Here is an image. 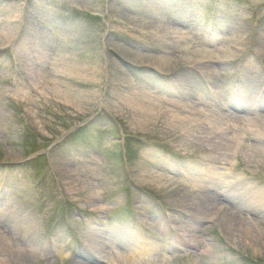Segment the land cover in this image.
<instances>
[{
  "label": "rangeland",
  "instance_id": "rangeland-1",
  "mask_svg": "<svg viewBox=\"0 0 264 264\" xmlns=\"http://www.w3.org/2000/svg\"><path fill=\"white\" fill-rule=\"evenodd\" d=\"M173 29L245 42L205 70ZM260 37L264 0H0V226L14 253L0 260L108 264L88 241L126 259L141 237L156 249L142 264H264ZM130 96L171 102L145 124ZM248 96L259 132L231 118L230 140L209 134ZM190 164L234 186L191 177Z\"/></svg>",
  "mask_w": 264,
  "mask_h": 264
},
{
  "label": "bare ground",
  "instance_id": "bare-ground-1",
  "mask_svg": "<svg viewBox=\"0 0 264 264\" xmlns=\"http://www.w3.org/2000/svg\"><path fill=\"white\" fill-rule=\"evenodd\" d=\"M173 34H174L173 41L176 43V45H178L179 48L181 47L183 49L189 50L188 52H190L189 54H191V56L197 57V60L194 62L200 63V65H202V69H205V70L206 69L211 70V67H210L211 65L208 66V63H212L214 60L218 59V60L224 61V60H230L236 57L239 51L242 50L238 46L243 45V44L239 45L238 43L240 41L241 43L245 42V38L243 37V35L239 39L231 42V44L229 43L225 45L223 44L224 42L219 41V40L214 41V42H211L212 40L211 41L208 40L209 43L207 44L205 42H198V43L195 42L194 43L193 41H190L186 37V35H184V33L177 31L175 29H173ZM165 37L166 36H162V38H165ZM214 39L216 40V38ZM258 40H259L258 44H260L261 46H264L263 39L260 37ZM167 61L168 60H166L164 57L162 58L158 57V58H155L154 62L157 63L158 66H164ZM209 73H211V71H208V74ZM236 99H237V102H240L239 100L240 97ZM245 99L246 100L244 101L241 100V103H238V105H235V111L233 112L226 111L224 113H221L219 115V118L215 117L214 120L210 122L211 127H209L208 129L209 134L219 135V138H221L222 142L226 141V139H228V136H229L226 134V132L228 131L235 132L236 125L234 124L235 123L234 121H237V119L239 120L240 118H243V119L248 118L247 116L249 115V111H250L248 106L252 103V101L251 99H249V96L246 97ZM127 100H128L127 105L132 107L131 109L133 113L136 114L137 118H140V120L145 124L150 122V118L153 115H155V112H156V115H158L159 111H157L158 110L157 108H161V104L164 105L163 102H171L169 100H159L157 98L155 99L152 96H148V97L130 96ZM186 104L188 105L187 107H185L187 110L192 109L193 103H191L192 105H189V103H186ZM173 117H174L173 122L175 123L178 122V124L180 123L182 125V123L179 121L181 119H179L177 115H173ZM228 118H230V120ZM231 118H233L234 121H231ZM189 120H192L191 124L194 122L196 123L198 121L195 119V117L194 118L189 117L187 119H184V122L186 121V123H188ZM252 120L253 119H247V121L250 124V127L256 128L257 129L256 132L257 131L259 132L260 126L258 125L257 121H252ZM230 121L231 123H229ZM225 123H227L226 124L227 129L223 130ZM153 153L154 151L150 152V154H153ZM191 166L192 167L187 165L185 166V169H184L186 173L191 177H197L196 179H201V178H205L206 176H208V173H210L213 175V177L211 176L212 179L214 177H217L214 179H219V181L222 183V187L224 183L227 181L231 183L229 187L232 188L234 186V183H233L234 177L230 176L229 172L225 174H221V173L216 172L213 167L208 169V167H204L200 164L197 166L196 165H191ZM207 204L211 206L215 204V202L214 200L212 201L211 199H209V203ZM9 233H10V230L7 225L0 226V255L1 256H11V254H14L10 250V245L12 244H10L11 236ZM144 240H145L144 238H141V237L138 238L136 240L137 245L134 248H130L128 250L130 252V255L125 259L124 256L121 255V252L119 250H115V249L108 250V248H106L105 246L106 243L100 242V240L97 241V238L94 237L91 241H88V243L90 244L89 250L91 252L89 254H94V256L96 257L99 256L101 258V256H105L104 252H107L108 254L107 258L109 259V261L107 262L108 264H142L144 261H147L146 258H152L153 254H155L156 252V249L152 246L147 247L144 245L145 247H143V245L139 244V243L144 242ZM180 245H184V242H181ZM92 260L94 261V258ZM0 262L3 264H6L4 260H0Z\"/></svg>",
  "mask_w": 264,
  "mask_h": 264
}]
</instances>
